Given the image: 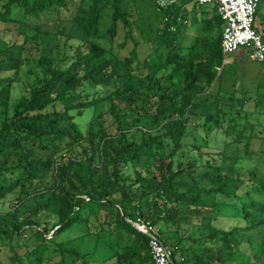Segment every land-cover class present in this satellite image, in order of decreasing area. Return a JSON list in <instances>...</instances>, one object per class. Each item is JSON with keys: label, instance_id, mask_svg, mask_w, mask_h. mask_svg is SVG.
Listing matches in <instances>:
<instances>
[{"label": "trees", "instance_id": "obj_1", "mask_svg": "<svg viewBox=\"0 0 264 264\" xmlns=\"http://www.w3.org/2000/svg\"><path fill=\"white\" fill-rule=\"evenodd\" d=\"M74 1L0 0V22L44 43L0 35V264H152L136 215L176 264H264V108L213 95L220 36L167 50L164 13L148 31L124 0ZM212 126L233 151L198 139Z\"/></svg>", "mask_w": 264, "mask_h": 264}, {"label": "rangeland", "instance_id": "obj_2", "mask_svg": "<svg viewBox=\"0 0 264 264\" xmlns=\"http://www.w3.org/2000/svg\"><path fill=\"white\" fill-rule=\"evenodd\" d=\"M69 1V8L73 9L74 0ZM156 0H124L125 6L127 9H131L135 17L138 18V25L140 24L142 27L146 28L148 31L149 29H155V27L160 22L164 8L158 7L155 2ZM259 6H261V16L260 14L257 16L258 24H261V17H264V0L259 1ZM70 11V10H69ZM108 14H106L101 22H100V29L103 30L110 22V18H108ZM264 19V18H263ZM16 21H7V22H0V35L4 37V40L9 42H21V39L26 36L28 42L26 45L31 49L32 52H40V48L44 46L43 43V34L40 33L39 36L35 39H31V36L34 35V30H28L26 33L18 28ZM260 26V25H259ZM53 28V21L47 22L45 26L42 28ZM263 30V29H260ZM50 31V30H49ZM57 37L59 35L57 34ZM152 45V44H151ZM238 53V54H237ZM239 51H234L232 55H236L231 59L230 64L222 63L217 70L216 78L211 85V91L213 95H216L215 92L220 91L221 97L234 96V105L239 106L243 104L246 106H252V99L256 98L262 101L260 104L261 110L264 108V61H254L249 58V56L244 55L243 57H239ZM230 56V55H229ZM164 69H160L163 71ZM21 76H24V72L21 71ZM22 93H25V89L22 83L16 82L11 89V96L12 99H17ZM240 103V104H239ZM254 106V105H253ZM255 116H257L255 114ZM252 117L250 116V119ZM253 117L251 122L261 121L258 120V117ZM198 139L209 146V151L214 150H223L230 148L231 151L234 150L236 144L230 143L229 138L226 134L223 133L222 129L211 127L210 130L208 129H201L199 128ZM207 150V149H205ZM240 167L238 169L243 174L251 168V162H241L239 164ZM264 169V167H262ZM227 225L233 223L232 220H225ZM160 228V226H158ZM217 251V248L211 247L205 256L208 259H213L215 257L214 253ZM9 252V250H8ZM7 253V252H6ZM178 251L175 252L176 256H178ZM247 256V255H246ZM264 263V262H263ZM237 264V263H235ZM238 264H248L245 260V256L242 257V261Z\"/></svg>", "mask_w": 264, "mask_h": 264}, {"label": "built area", "instance_id": "obj_3", "mask_svg": "<svg viewBox=\"0 0 264 264\" xmlns=\"http://www.w3.org/2000/svg\"><path fill=\"white\" fill-rule=\"evenodd\" d=\"M173 0H157L160 7H166ZM203 5L213 3L223 22L220 33V49L223 56L240 47L249 50L254 61H264L263 32L257 27L256 9L260 0H185ZM125 220L146 237L152 264H176L171 247L160 236V229L150 220L140 215L125 217ZM183 260V258H180Z\"/></svg>", "mask_w": 264, "mask_h": 264}, {"label": "crops", "instance_id": "obj_4", "mask_svg": "<svg viewBox=\"0 0 264 264\" xmlns=\"http://www.w3.org/2000/svg\"><path fill=\"white\" fill-rule=\"evenodd\" d=\"M164 21L165 41L166 43L170 41L167 50L170 48L184 52L191 51L194 45L205 51L210 50L212 44L219 38L223 25L215 4L199 5L184 0H173L167 4ZM229 55L223 56L222 63L230 64L231 59L236 56L232 53ZM163 72L164 70H159L156 74L161 75Z\"/></svg>", "mask_w": 264, "mask_h": 264}]
</instances>
